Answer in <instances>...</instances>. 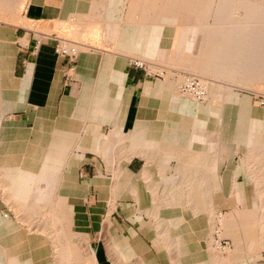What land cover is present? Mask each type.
<instances>
[{
	"label": "crops",
	"instance_id": "crops-1",
	"mask_svg": "<svg viewBox=\"0 0 264 264\" xmlns=\"http://www.w3.org/2000/svg\"><path fill=\"white\" fill-rule=\"evenodd\" d=\"M110 1L105 31L122 44L123 20L109 12ZM90 2L25 0L17 19L1 16L10 9L2 2L0 156L12 207L10 215L0 212V264H90L92 259V264H110L104 257L102 199L115 202L110 210L121 214L107 218L121 264L130 253L149 261V250L154 252L136 221L152 222L144 226L153 247L162 253L174 247L180 264L208 262L207 230L214 228L220 206L229 209L223 212L227 229L218 232L230 234L235 249L212 254L211 262L264 264V109L251 106L254 89L221 88V106L231 109L201 112L211 105L180 96L167 79L152 83L140 70L127 68L124 55L107 62L102 1L94 8ZM129 4L125 19L133 24ZM61 23L84 47L75 60L53 48L58 35L52 30ZM15 129L25 135L10 137L7 131ZM239 150L241 159L234 164ZM89 156L98 159L87 172L82 166ZM225 161L231 168L227 176L212 175L224 171ZM236 173L243 175L241 182L232 176ZM203 201L210 206L201 207ZM45 205L52 216L43 215ZM27 208L34 213L26 214ZM249 215L255 216L259 235L250 236L257 239L241 257L245 235L233 232L232 221ZM76 242L81 251L73 248Z\"/></svg>",
	"mask_w": 264,
	"mask_h": 264
},
{
	"label": "rangeland",
	"instance_id": "rangeland-1",
	"mask_svg": "<svg viewBox=\"0 0 264 264\" xmlns=\"http://www.w3.org/2000/svg\"><path fill=\"white\" fill-rule=\"evenodd\" d=\"M20 4L17 3L15 4V6L13 5L12 7L10 6L9 10H5V14H1V16H4L5 18H10V19H17L19 15V12H17L18 10L21 11V9L23 8L24 5V1L25 0H19ZM91 1V6L92 8H94L97 4H98V0H89ZM102 1V18H103V22H102V54L103 53H107L106 56H108L107 58V62H110L109 59H111L113 56L115 57H119L121 55H124L127 59L125 60V66L127 68L130 69H134V70H140L143 75L152 80V83H154L156 80H162L165 81L167 79V81L170 82V84L175 88L176 92L180 95V96H185L193 101H199L201 102L202 105H211V107L207 110H203L201 112H205V113H211L212 115L214 113L218 114V113H224L227 109H231L228 106H221L222 105V98H220V93L218 92L221 88L223 89V91H225V89L227 88V86L230 85H238L241 86L242 88H249V89H254L253 90V95L250 99V104L251 106H257V107H262L264 109V107L262 105H260L258 103V98L257 95L259 93H264V0H246V1H250L255 3L258 8H260L261 14L260 17L262 19V25L258 26V25H250V27H252V31H255V28H259L260 27V31L262 32L261 35V40L257 43H250L247 42V46H255V50L257 51V53H255V55H257L255 58H253V56H249L248 61L249 60H253V59H259L257 61H255L256 63H258V67L260 66V71L258 69H250L248 66H253V63H249L245 65L247 67H237L236 63L234 64H227L226 66H221V68H214L211 70H203L200 69L198 66L194 65L192 62H190L189 60H180L178 59V55L175 53L174 55V59L170 58L169 56H156L155 54H147L144 52H140L138 49L136 51V40L138 38V34L140 33V27L144 26H150V27H154V26H175L177 23L181 22L180 19L182 20L183 15L188 11L186 8V1L185 0H137V1H132L134 3L133 5V10L134 13H132L134 21L133 24H126V16L129 14V3L131 2V0H114L112 7L110 6L111 10H109V12H112L115 16L116 19H122L123 23L121 22L119 27L123 28L121 30L118 31V35L121 34L122 36L120 37L123 42L122 44L120 43V40L118 39V41H116L115 43L112 40H115V38H113V35L109 36L108 34H111V31H105V23L108 22V17L107 15V8L108 6H106L108 3L107 2H111L110 0H101ZM219 0H204V4L206 5H211L213 4L214 6L212 8H210V13H211V20H213V17L215 16V11H214V7L216 5V3ZM144 5H143V3ZM141 3V4H140ZM22 4V5H21ZM7 5V4H5ZM2 6V2H0V10ZM8 6V5H7ZM182 8H181V7ZM131 7V6H130ZM208 7V6H207ZM180 8V9H179ZM138 9V10H137ZM184 10V11H183ZM235 11H238L235 10ZM240 11V10H239ZM91 12L95 13L94 9L91 10ZM206 13V12H205ZM203 13V14H205ZM230 16L228 17L229 20H232V18H239L240 17V13L235 12L234 14H229ZM130 19V18H128ZM29 21V20H28ZM28 23L32 24L31 26L33 27V21H29ZM104 24V25H103ZM147 24V25H146ZM150 24V25H149ZM177 26V25H176ZM60 29L56 28V31L53 29L52 31L56 32V39L60 40V44L66 45V44H73L74 48H76L77 50H79V48H84L83 46H81L82 44H80L79 42L76 41V37L68 30H66V24L65 23H61L60 24ZM225 31L227 29H229V27L232 28V25H223ZM62 28H64L62 30ZM221 28V27H220ZM238 28V25H237ZM224 30H219L222 33H225ZM251 31V30H250ZM250 31H245V33H249ZM126 33V34H125ZM47 35V34H46ZM130 35V36H129ZM44 36V34L42 35ZM40 36V37H42ZM50 36V34H49ZM92 37H95L94 35ZM106 39L110 40L107 41ZM77 42V43H75ZM80 48V49H81ZM192 55H186L184 57H191ZM161 57H165V58H161ZM76 56L74 57L75 60ZM168 58V59H167ZM103 61V60H102ZM103 64V62H102ZM250 64V65H249ZM103 66V65H102ZM186 76H196L198 77L202 83L206 86L207 89V97L203 100H197L195 99L190 93H186V92H182L179 88L180 83L184 80V78ZM214 95V96H212ZM224 95V94H222ZM240 96H242V94H239ZM212 96V97H211ZM211 97V98H210ZM238 103V102H236ZM240 105L242 103H239ZM223 107V108H221ZM221 109V110H216V109ZM238 108V107H236ZM244 109V106H240L238 109ZM224 110V112H223ZM264 113V110H263ZM7 134L12 137V138H18L19 135H25L24 131H21L19 129H15V130H10L9 132L7 131ZM235 157L233 160L234 164H238L240 161V157H241V150L237 151L235 153ZM94 155V154H93ZM239 155V156H238ZM90 160L88 163H85L82 168L85 169V171H89L90 169H92L94 167V163L95 161L97 162L98 157L96 156H89ZM3 160H5L3 157L0 156V212L1 214L4 215H10V205L12 204L11 200L7 198V189H5V179L3 178V176H5L6 173H4L3 171V167L1 165H3ZM103 160V159H102ZM207 161H209V159H206ZM142 160H140L141 162ZM173 162V161H172ZM173 165V164H171ZM221 166H223L222 170L224 171H219L218 175L216 174H212L218 177H224L227 176V170H230L231 168H228V164L225 161ZM216 169V168H214ZM213 169V170H214ZM229 175V174H228ZM231 175V173H230ZM229 175V178H230ZM111 174H108L106 179L107 180H111L114 177H111ZM232 176H234V178L238 181L241 182L243 179V175L241 173H236L235 175L233 174ZM111 178V179H110ZM114 181V179H113ZM228 181H231V179H228ZM252 183V182H251ZM253 185V183H252ZM113 192H111L112 194ZM224 193H226V190H219V194L220 197L222 198ZM153 194V192H148L147 195H151ZM113 195V194H112ZM112 197V196H111ZM109 201H111V199H108L107 201L102 199V205H103V212H102V238L105 236L107 238L104 239V244L107 248V251L104 253V257L106 259H108V261L110 262V264H121L120 263V258L119 256L114 252L113 250V241H114V237H111L110 231H112L113 229L110 226L109 221L107 220L108 216H112L113 214L116 215L118 218H121V214L119 215V212L117 210H110V208L114 207L115 202L114 203H110ZM128 201L134 203V200L129 199ZM183 200L180 199V203H182ZM201 203V202H200ZM203 204H201V207H208L210 205L206 204L208 203L207 201H203ZM192 205V204H190ZM192 206H195V204H193ZM229 209V207H224V206H220L218 208H216V210H218V215H216V217L214 218L213 222H214V228L213 226H211L210 229L207 230V232H210V237L207 238L208 243V247L205 250V257H207L208 262H205L204 264H213V262H211V258H212V254L215 256L216 254H220L219 256H224L226 253H228L229 251H231L232 253L234 252L235 249V245L233 243L232 238L233 237H229L230 234H223L221 232V230L218 229H222L225 227V229H227L226 226V222L224 224V220L226 221V216H222L225 215L223 212H226ZM22 211H25L24 209L21 208ZM52 208L49 205H45L42 207V212L43 215H50L52 216V212H51ZM110 210V211H109ZM111 212V213H110ZM34 211H30L28 208L26 209V214H33ZM221 215V216H220ZM150 217V216H149ZM222 217V220H219V218ZM144 218L146 219L147 217L144 215ZM233 224L236 225V229L235 234L236 235H240V236H244V238H242L241 240H243V242L245 241V248L241 247L239 254L241 257L244 256V252L243 250H245L247 253V255L249 254V241L250 240H254L257 239L256 236L251 237L252 235H259L258 229H257V221L254 215H249L243 218H240L237 221H232ZM151 225L152 226V222H147V221H142V222H134V226L136 227V230L144 236L145 240L149 243V246L153 249V253L151 252V250H149V261L147 260H142L139 256L138 253H130L127 255V260L125 262V260H123L125 262V264H180L179 263V255L174 253L175 248H168L169 251L167 252V249H164L163 253L159 252L158 249H156L154 246V243L152 240V238L148 237V229H145L144 225ZM51 223L44 221L43 222V228L45 230H50L51 229ZM55 227V226H54ZM212 229V230H211ZM61 230V228H60ZM212 231V232H211ZM92 232L93 231V227H92ZM220 233V234H218ZM75 236V235H74ZM76 238V236H75ZM57 240V239H56ZM58 242V240H57ZM248 244V245H247ZM81 245H78V243L76 242L74 245V249L75 251L80 250L81 248L79 247ZM51 255V254H48ZM77 256V254H74ZM91 255H92V251H91ZM90 255V258H91ZM54 257L59 258V261L61 260V256L53 253ZM78 256L80 257L81 254H78ZM121 256V255H120ZM167 256H171L172 257V262L169 261ZM92 259V258H91ZM229 260V259H228ZM149 262V263H148ZM216 262V263H215ZM94 263L93 259L92 261L90 260V264ZM228 263V261L226 262V264ZM214 264H221L219 261H214Z\"/></svg>",
	"mask_w": 264,
	"mask_h": 264
},
{
	"label": "bare ground",
	"instance_id": "bare-ground-1",
	"mask_svg": "<svg viewBox=\"0 0 264 264\" xmlns=\"http://www.w3.org/2000/svg\"><path fill=\"white\" fill-rule=\"evenodd\" d=\"M3 1L4 3L6 1L11 7L17 3L20 4L19 0H0V2ZM185 1L188 11L183 15L182 20L180 19L181 22L176 24L177 26L140 27L141 31L137 35L138 38L135 39L140 52L156 56H169L171 59H174L176 53L178 59L189 60L203 70L221 68V66L231 63H236L237 67L243 68L248 64L247 62H251L255 64L248 67L260 71V66L258 67V63L255 62L259 59L248 61L249 56H253V58L257 56L255 55L257 53L256 45H246L247 42L258 43L261 40L260 27L255 28L256 32L252 31L253 28L250 27V25H262L261 11L255 3L246 0H219L214 7L215 16L211 20L209 9L214 6L213 4L205 5L204 0ZM133 2L131 1V10H133ZM237 9L238 11H235ZM235 12L240 13V17H233L232 20H229V14ZM223 25H232V28L229 27L225 31L222 29ZM219 30H224L225 33ZM247 30L251 31L245 33ZM80 48L79 50L83 49ZM75 51L77 52L76 48ZM186 55L192 56L184 57ZM219 219L222 220V217Z\"/></svg>",
	"mask_w": 264,
	"mask_h": 264
},
{
	"label": "built area",
	"instance_id": "built-area-1",
	"mask_svg": "<svg viewBox=\"0 0 264 264\" xmlns=\"http://www.w3.org/2000/svg\"><path fill=\"white\" fill-rule=\"evenodd\" d=\"M53 48L57 53L68 55L71 59H74L77 54L73 44H60L59 39H55ZM179 88L182 92L190 93L197 100H203L207 97L206 86L196 76H186ZM257 98L258 103L264 107V93H259Z\"/></svg>",
	"mask_w": 264,
	"mask_h": 264
}]
</instances>
